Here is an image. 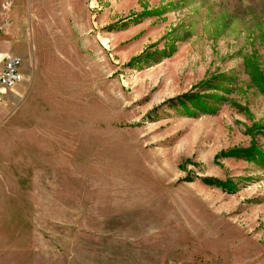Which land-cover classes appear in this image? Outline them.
<instances>
[{
	"label": "rangeland",
	"instance_id": "obj_1",
	"mask_svg": "<svg viewBox=\"0 0 264 264\" xmlns=\"http://www.w3.org/2000/svg\"><path fill=\"white\" fill-rule=\"evenodd\" d=\"M0 27V264H264V0H0Z\"/></svg>",
	"mask_w": 264,
	"mask_h": 264
},
{
	"label": "built area",
	"instance_id": "obj_2",
	"mask_svg": "<svg viewBox=\"0 0 264 264\" xmlns=\"http://www.w3.org/2000/svg\"><path fill=\"white\" fill-rule=\"evenodd\" d=\"M2 28L0 27V32ZM24 84L22 60L9 53H0V107Z\"/></svg>",
	"mask_w": 264,
	"mask_h": 264
},
{
	"label": "bare ground",
	"instance_id": "obj_3",
	"mask_svg": "<svg viewBox=\"0 0 264 264\" xmlns=\"http://www.w3.org/2000/svg\"><path fill=\"white\" fill-rule=\"evenodd\" d=\"M103 43H104L105 45H108V40L103 39Z\"/></svg>",
	"mask_w": 264,
	"mask_h": 264
},
{
	"label": "crops",
	"instance_id": "obj_4",
	"mask_svg": "<svg viewBox=\"0 0 264 264\" xmlns=\"http://www.w3.org/2000/svg\"><path fill=\"white\" fill-rule=\"evenodd\" d=\"M0 53H9V52L8 51H2V50H0ZM9 54L13 55L12 53H9Z\"/></svg>",
	"mask_w": 264,
	"mask_h": 264
}]
</instances>
